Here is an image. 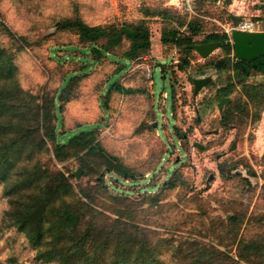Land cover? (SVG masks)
Returning <instances> with one entry per match:
<instances>
[{
    "label": "rangeland",
    "instance_id": "1",
    "mask_svg": "<svg viewBox=\"0 0 264 264\" xmlns=\"http://www.w3.org/2000/svg\"><path fill=\"white\" fill-rule=\"evenodd\" d=\"M66 20L119 29L144 21L151 47L128 58V32L103 52L62 27ZM244 23L264 32V0H0V48L15 68L11 79L0 78V89L12 110L25 115L26 127L37 131L35 143L47 141L31 161V152L11 156L9 176L38 161L74 185L108 183L113 197L128 198L116 204L132 212L178 174V187L163 195L167 207L152 212L161 217L163 263L193 242L237 260L244 223L264 218V73L242 80L231 105L220 110L217 92L235 72L215 66L234 65L232 32ZM224 34L230 48L207 59L183 45ZM208 76L210 85L194 95L193 80ZM115 85L137 93L125 95ZM51 99L58 116L50 125L44 117ZM52 127L55 141L47 138ZM74 137L85 143L70 142ZM10 202L0 178V264H47L12 225ZM252 235L264 237V220Z\"/></svg>",
    "mask_w": 264,
    "mask_h": 264
},
{
    "label": "trees",
    "instance_id": "2",
    "mask_svg": "<svg viewBox=\"0 0 264 264\" xmlns=\"http://www.w3.org/2000/svg\"><path fill=\"white\" fill-rule=\"evenodd\" d=\"M62 27L76 30L82 42L100 48L103 52L119 45L125 34L132 42L128 58H136L151 47L150 32L144 21L116 26H89L79 20H66ZM168 42L166 34L161 38ZM229 36L212 35L206 43L221 42L229 47ZM188 51L192 43H183ZM234 48V46H233ZM189 52V51H188ZM234 65L220 63L215 66L219 73L228 69L235 72L234 80L219 89L220 99L228 98L236 90L237 85L253 73H264V56L253 61H241L235 58ZM15 71L13 60L7 52L0 48V78L11 79ZM5 72L4 77L1 74ZM115 88L125 95L136 94L134 89ZM0 89V178L4 184V195L11 199L9 219L12 225L23 232L37 249V253L45 258L47 264H164L161 259L163 243L157 228L160 227V213L167 207L164 204L165 192L178 187L175 174L164 184L157 195L145 194L138 202L139 208L130 211L127 206H119V201H127V197L109 193V185L101 182L97 187L89 188L74 185L61 173L52 174L37 161L32 169L21 168L19 176L11 178V156L41 152L47 141L35 143L37 131L27 126L25 115L13 111L3 97ZM232 100V99H231ZM44 120L51 125L57 120V105L50 100ZM232 103V101H231ZM231 103L227 105H231ZM55 110V111H54ZM5 118V119H4ZM50 141H55L54 127L47 133ZM70 142L85 143L79 137ZM18 148L16 150L14 148ZM57 146V151H58ZM27 150V152H26ZM106 196V197H105ZM112 196V197H111ZM147 206V209L144 207ZM148 212L147 216L143 213ZM152 214V215H151ZM255 215V214H254ZM160 219V220H159ZM170 219V218H169ZM242 218L239 220L241 222ZM264 218L251 216L244 223L243 233L236 247L237 260L229 254L209 248L203 243L193 242L189 250H177V258L171 264H264V237L252 235V228L262 223ZM170 230H175L171 228ZM175 237V236H172ZM179 257V258H178Z\"/></svg>",
    "mask_w": 264,
    "mask_h": 264
},
{
    "label": "water",
    "instance_id": "3",
    "mask_svg": "<svg viewBox=\"0 0 264 264\" xmlns=\"http://www.w3.org/2000/svg\"><path fill=\"white\" fill-rule=\"evenodd\" d=\"M232 39L235 48V56L241 61H253L259 57L264 56V32H246L235 30L232 32ZM222 47L221 42H211L200 45H189L188 48L196 51L203 59H207L214 51ZM212 77L208 76L201 79L193 80L194 95H198L199 92L210 85ZM231 98H224L219 104V109L231 103ZM199 149H203V145L199 143L195 144ZM82 171H78L76 177L79 178Z\"/></svg>",
    "mask_w": 264,
    "mask_h": 264
},
{
    "label": "built area",
    "instance_id": "4",
    "mask_svg": "<svg viewBox=\"0 0 264 264\" xmlns=\"http://www.w3.org/2000/svg\"><path fill=\"white\" fill-rule=\"evenodd\" d=\"M240 31L255 32L254 25L252 23H244L239 26Z\"/></svg>",
    "mask_w": 264,
    "mask_h": 264
}]
</instances>
